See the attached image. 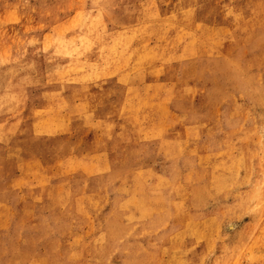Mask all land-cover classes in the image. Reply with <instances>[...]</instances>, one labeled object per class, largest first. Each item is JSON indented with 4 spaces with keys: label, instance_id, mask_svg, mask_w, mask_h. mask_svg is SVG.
Returning <instances> with one entry per match:
<instances>
[{
    "label": "rangeland",
    "instance_id": "rangeland-1",
    "mask_svg": "<svg viewBox=\"0 0 264 264\" xmlns=\"http://www.w3.org/2000/svg\"><path fill=\"white\" fill-rule=\"evenodd\" d=\"M0 264H264V0H0Z\"/></svg>",
    "mask_w": 264,
    "mask_h": 264
},
{
    "label": "bare ground",
    "instance_id": "bare-ground-1",
    "mask_svg": "<svg viewBox=\"0 0 264 264\" xmlns=\"http://www.w3.org/2000/svg\"><path fill=\"white\" fill-rule=\"evenodd\" d=\"M71 46V45H70ZM117 51V50H116ZM105 70V69H104Z\"/></svg>",
    "mask_w": 264,
    "mask_h": 264
}]
</instances>
